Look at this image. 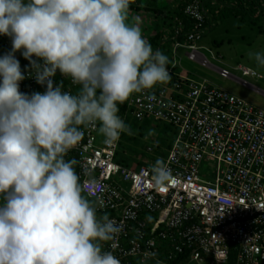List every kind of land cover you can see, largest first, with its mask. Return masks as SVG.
<instances>
[{
    "label": "clouds",
    "instance_id": "clouds-1",
    "mask_svg": "<svg viewBox=\"0 0 264 264\" xmlns=\"http://www.w3.org/2000/svg\"><path fill=\"white\" fill-rule=\"evenodd\" d=\"M132 0H0V36L11 50L0 56V264H121L104 243L123 225L101 210L107 185L79 161L67 158L95 129L105 144L133 135L118 114L134 94H151L171 81L169 57L153 50ZM28 77L44 92L20 90ZM264 69V51L247 53ZM64 77L54 85L57 72ZM65 79L76 86L65 90ZM151 134V133H150ZM172 178L157 158L151 181ZM149 219H151L149 217ZM145 252L137 264H164Z\"/></svg>",
    "mask_w": 264,
    "mask_h": 264
},
{
    "label": "built area",
    "instance_id": "built-area-1",
    "mask_svg": "<svg viewBox=\"0 0 264 264\" xmlns=\"http://www.w3.org/2000/svg\"><path fill=\"white\" fill-rule=\"evenodd\" d=\"M184 12L195 28L185 41L175 40L174 51L187 47L189 59L207 65L196 46L206 19L203 8L193 1ZM0 43L2 55L11 50L9 37L0 36ZM15 55L26 75L20 90L44 92L46 85L28 77L29 62L19 52ZM238 69L244 76L256 75L247 67ZM168 70L171 81L151 90L155 101L147 100V93L129 99L135 119L152 117L176 129L164 158L172 174L165 186L151 181L154 163L134 169L116 162L120 138L98 145V132L92 128L83 129L82 141L68 154L80 162L82 181V167H87L107 185L101 214L123 225L104 250L113 251L121 264H136L145 252L157 253L164 264H232L231 258L233 264H264V110L206 80ZM219 71L222 77L231 76L226 69ZM62 80L58 71L54 85ZM75 88L65 79V90ZM157 146L147 145L146 152L154 153ZM205 162L215 170H203Z\"/></svg>",
    "mask_w": 264,
    "mask_h": 264
},
{
    "label": "rangeland",
    "instance_id": "rangeland-1",
    "mask_svg": "<svg viewBox=\"0 0 264 264\" xmlns=\"http://www.w3.org/2000/svg\"><path fill=\"white\" fill-rule=\"evenodd\" d=\"M179 0H158V7L169 16L170 11L177 7ZM207 5V11H220V15L208 14L210 26L204 29L203 38L196 43L198 50L202 53L209 64H202L198 60H191L187 56L190 51L187 47H179L174 51L175 39L179 25L176 21L170 22L168 18L157 16L154 13L130 10L129 17H139L144 36L149 39L156 34H161L163 42L162 51L171 61L168 68H172L175 74L187 73L193 79L206 80L211 85L224 88L236 96L246 100L257 108L264 110V69L256 67L254 61L250 60L247 53L252 51H264V0H253L260 7L252 5L248 0H242L240 5L245 9L229 14L224 8L226 5L235 7L239 0H194ZM210 5V7H208ZM212 5V6H211ZM142 8L144 7L141 5ZM237 9V7H236ZM172 23V27L169 26ZM171 39L172 43H171ZM243 66L256 73L254 76H244L238 67ZM220 69H226L230 77H222ZM127 120V121H126ZM125 122L131 126V131L136 134V140L131 142L132 135L121 134L122 146L118 150L116 162L122 161L127 164L130 158L134 167L136 162L143 161L147 164L155 163L157 158L164 159L167 151L175 142L176 129L152 117H147L143 122L134 120L128 116ZM151 133V134H150ZM103 137L98 134V145H101ZM158 142V148L154 153L146 152V146ZM162 151L164 153H162ZM138 160V161H136ZM209 167L215 170L212 163L205 162L203 170ZM138 168V167H137ZM136 169V167H134ZM129 188V184H124ZM153 218V216H150ZM232 264L234 259L231 260ZM137 264V263H136Z\"/></svg>",
    "mask_w": 264,
    "mask_h": 264
},
{
    "label": "trees",
    "instance_id": "trees-1",
    "mask_svg": "<svg viewBox=\"0 0 264 264\" xmlns=\"http://www.w3.org/2000/svg\"><path fill=\"white\" fill-rule=\"evenodd\" d=\"M143 1H144V7L142 8L141 5H143ZM193 1L194 0H179L178 1V4H177V7L174 8L172 11H170L169 16H167V15L165 16L164 15V12L159 9V7L157 5L158 0H132V3L130 4V10H135V11H138V12L139 11H143V12H146V13H154L157 16H160V17L164 15V18H166V19L168 18V20H170V22H174V20H175L176 21V24H178V25L180 24L181 25V28H180V31L181 32H179L178 35H174L173 38L175 40L176 39H179L181 41H185L186 35L188 33H190V31H193L194 28H195L194 27L195 26V21L192 20L184 12L185 11V7L187 6V4L190 3V2H193ZM248 1H250V3L252 5H255V8L256 7H260L259 6L260 4L259 3H256L257 1L256 2L253 1V0H248ZM240 2H242V0H239V3L235 7H233L232 5L231 6L230 5H226L225 8H224V10L227 11V12H229V14H235V12H239L238 9L244 10L245 8L240 5ZM201 7L203 8V11H204L205 16H206L205 24H204V27L202 29V37H201V39H202L203 38V35H204V29H205V27L206 26H210L212 24V21L211 20L209 21L207 15L208 14L214 15V20H215V16L220 15L221 12L220 11H216L217 9H215V8L212 11H209L208 12L207 11V9H208L207 8V5L206 4H203V3L201 4ZM208 7H210V5ZM236 7H237V9H236ZM210 9H211V7H210ZM170 22H169V26L172 27L173 24L172 23L170 24ZM161 37H162L161 34L158 33V34H156L153 37H151V38L148 39L149 42H150V44L153 47V50H156V49L162 50L163 44L161 42H163L164 40H162ZM174 39H171L170 40L171 43H172V40H174ZM0 46H1V43H0ZM1 55H2V50H1V47H0V56ZM119 108H120V111H119L118 114L120 115V117L124 121L128 118V116H133L132 113H131V108L129 107V100L127 102H125L124 104L119 105ZM134 120H137V119L134 118ZM137 121H140V120H137ZM130 128H131V126H130ZM135 140H136V134L134 133L132 135V138H131L130 141L133 142ZM121 146H122V144H121V140H120L118 150H119V148ZM156 148H158V146ZM118 150L116 152V158L118 156ZM116 158H115V160H116ZM133 159L134 158H130V160L128 161V163L126 164V166L131 167V165H132V163H131L132 161L131 160H133ZM136 161H138V160H136ZM118 163L124 164L122 161H119ZM143 163H144L143 161L142 162L141 161H138V162H136V165L134 167L137 168V167H139ZM134 167H132V168H134ZM76 171H78V168H76ZM231 255L233 256V254H231ZM232 259L233 258H231V260ZM231 260H230V263H232ZM149 264H152V263H149Z\"/></svg>",
    "mask_w": 264,
    "mask_h": 264
}]
</instances>
